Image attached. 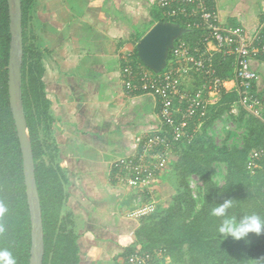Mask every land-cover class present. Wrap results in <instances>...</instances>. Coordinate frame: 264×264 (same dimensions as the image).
I'll return each mask as SVG.
<instances>
[{"label":"crops","instance_id":"0c3cea01","mask_svg":"<svg viewBox=\"0 0 264 264\" xmlns=\"http://www.w3.org/2000/svg\"><path fill=\"white\" fill-rule=\"evenodd\" d=\"M213 2L223 24L252 33L264 23V0ZM153 7L156 0H34L29 9L57 160L68 181L65 210L74 217L78 264H125L141 220L133 213L149 202L115 180L113 163L139 151L136 137L161 127L156 99L127 93L120 74L124 52L158 22ZM250 64L258 74L254 89L264 98V54Z\"/></svg>","mask_w":264,"mask_h":264},{"label":"trees","instance_id":"16d2710c","mask_svg":"<svg viewBox=\"0 0 264 264\" xmlns=\"http://www.w3.org/2000/svg\"><path fill=\"white\" fill-rule=\"evenodd\" d=\"M33 1L21 0V91L41 206L44 245L42 264H78L74 217L71 211L65 210V186L68 181L57 160L50 101L46 97L42 81V52L35 46L30 31L29 9ZM154 19L161 21L162 17L154 15ZM199 32L187 30L184 39L191 41L199 36ZM9 41L7 0H0V208L4 209L0 213V249L10 251L16 264H29L30 215L23 181L22 158L7 93ZM134 52L137 57L136 48ZM215 62L218 63V75H230L232 59L220 60L216 57ZM234 99V92H224L211 110L210 120L205 124L216 118L220 111L229 108ZM251 117L252 126L240 148H217L212 143H205L197 136L200 131L189 145L181 146L175 170L183 192L177 196L172 209L160 220L151 222L154 219L152 214L140 217V225L135 232V245L127 249L126 255L140 246L142 250L150 252L165 250L164 256L176 260L187 247L191 264H249L251 260L264 258V235L258 237L250 234L248 244L232 238L230 243L225 244L217 232L219 219L210 215V209L216 202H222L224 198H235L230 214L240 216L254 212L264 217V172L249 175L246 170L249 151L264 144V121ZM214 162L225 163L227 167L225 182L220 186L221 190L227 187L223 193H220L212 180L210 165ZM190 175L198 176L202 183V200L196 211V202L191 197L187 181ZM254 193L257 198H254ZM172 213L179 214L181 218L177 225L170 221Z\"/></svg>","mask_w":264,"mask_h":264},{"label":"built area","instance_id":"2783aa9c","mask_svg":"<svg viewBox=\"0 0 264 264\" xmlns=\"http://www.w3.org/2000/svg\"><path fill=\"white\" fill-rule=\"evenodd\" d=\"M156 5L161 21L200 32L191 41L181 36L174 39L164 66L157 72L136 57L135 48L121 57L124 90L151 94L161 125L158 132L135 138L140 146L135 155L113 163L117 182L149 197V202L133 213L137 217L156 211L155 184L171 164L174 149L193 141L224 92L236 95L228 108L231 113L237 115L242 110L264 121V98L254 89L258 74L250 64L264 54V23L252 33L241 25L223 24L213 0H156ZM216 57L232 59L230 75H218ZM246 170L249 175L264 172V144L249 151ZM164 251H144L137 246L126 256V264H169L170 257L164 256Z\"/></svg>","mask_w":264,"mask_h":264},{"label":"water","instance_id":"95a60500","mask_svg":"<svg viewBox=\"0 0 264 264\" xmlns=\"http://www.w3.org/2000/svg\"><path fill=\"white\" fill-rule=\"evenodd\" d=\"M9 19V49L7 63V93L9 110L14 123L22 158V172L25 194L30 215L31 246L29 264H42L43 226L41 206L35 179V163L28 134L27 121L22 101V58L23 30L21 0H7ZM187 30L172 22L158 21L136 42L139 60L154 71H160L165 64L168 49L180 34Z\"/></svg>","mask_w":264,"mask_h":264},{"label":"rangeland","instance_id":"374dc122","mask_svg":"<svg viewBox=\"0 0 264 264\" xmlns=\"http://www.w3.org/2000/svg\"><path fill=\"white\" fill-rule=\"evenodd\" d=\"M153 12L155 17L160 18L162 16L161 10L158 7H153ZM178 24V23H174ZM186 33L180 34L181 38L186 37ZM217 109V108H216ZM251 115L240 110L237 115L231 113L228 108L220 111L219 115L210 121L209 124H205L198 133V138L205 143H212L217 148L226 146L227 148H236L243 145L244 139L247 137L248 130L252 126ZM210 120V119H209ZM180 150L174 149L172 154V162L164 170V172L159 176L155 184L154 191V201L156 206V211L152 213L154 219L151 222L160 220V218L165 217L168 210L172 209L175 204L177 196L183 192L182 187L179 184V179L177 172L175 170V163L179 155ZM210 171L212 175V180L216 185L221 186L225 182L227 167L225 163L214 162L210 165ZM191 197L195 200L196 204L194 210H198L202 200V183L198 176L190 175L187 178ZM254 185H257L254 183ZM256 193H254V198ZM257 198V196H256ZM251 199V198H249ZM169 210V211H170ZM151 215V214H149ZM148 216V215H147ZM144 217V216H142ZM140 218V217H139ZM143 220H146L143 218ZM181 220L179 214L170 215V221L173 225H177ZM149 222V223H151ZM221 241L225 244L230 243L231 237ZM183 255L178 257L176 260L170 259L171 264H191L190 252L185 247L183 249ZM257 264V260H251L249 264ZM194 264V263H192Z\"/></svg>","mask_w":264,"mask_h":264},{"label":"clouds","instance_id":"9594fccd","mask_svg":"<svg viewBox=\"0 0 264 264\" xmlns=\"http://www.w3.org/2000/svg\"><path fill=\"white\" fill-rule=\"evenodd\" d=\"M220 193L223 190L217 185ZM235 198H224L222 202H216L210 209V215L219 219L217 232L223 240L231 237L235 241L250 243V234L264 235V217L257 213H246L240 216L230 214L229 210L234 207ZM4 211L0 208V213ZM257 264H264V258H258ZM0 264H16V259L7 249H0Z\"/></svg>","mask_w":264,"mask_h":264}]
</instances>
